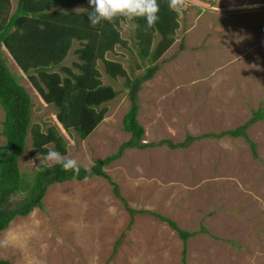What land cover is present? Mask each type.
Wrapping results in <instances>:
<instances>
[{"label":"rangeland","instance_id":"obj_1","mask_svg":"<svg viewBox=\"0 0 264 264\" xmlns=\"http://www.w3.org/2000/svg\"><path fill=\"white\" fill-rule=\"evenodd\" d=\"M16 2L11 0L12 12ZM178 25L175 42L138 94L141 143L152 147H125L103 168L124 202L100 177L52 185L42 209L15 218L0 233V260L182 264L185 247V264H264V121L248 124L255 111L264 110V0H215L211 5L187 0ZM120 34L126 46H116L105 58L121 63L133 79L145 71L133 47L134 28H120ZM76 47L63 66L72 67ZM3 53L9 71L31 97L32 125L43 132L54 127L65 141V156L89 169L129 141L122 125L130 106L124 80L109 79L100 62L103 84L121 94L81 141L61 128L56 110L42 102L27 76ZM3 113L0 106V145L5 142ZM244 125L256 157L245 138L223 134ZM27 141L19 168L32 183L43 164L29 156V137ZM48 149L54 150L52 145ZM26 195H13L6 205L17 207ZM159 217L193 234L185 246Z\"/></svg>","mask_w":264,"mask_h":264},{"label":"trees","instance_id":"obj_2","mask_svg":"<svg viewBox=\"0 0 264 264\" xmlns=\"http://www.w3.org/2000/svg\"><path fill=\"white\" fill-rule=\"evenodd\" d=\"M197 1L211 5L215 0ZM158 4V20L151 29L145 31L144 19L132 22L139 25L134 28L133 47L145 71L131 79L121 63L105 58L116 46H126L118 21H104L92 27L88 21V13L93 10L89 0H17L13 12L11 0H0V106L4 111L1 134L5 140L0 145V233L15 218L26 217L35 208L42 209L46 190L55 184L100 177L112 186L114 196L124 202L118 185L111 181L103 168L114 162L125 147H152L141 143L144 129L137 119L138 94L142 85L153 79L159 69L157 62L175 42L180 14L169 9L168 0H158ZM75 43L77 47L73 54L76 60L72 67L63 66ZM3 50L27 76L42 102L56 110L55 119L61 128L69 137L73 132L81 141L86 140L104 120L108 113L106 105L121 94L113 86L103 84L102 72L98 69L100 62L109 79L124 80L130 106L122 125L123 131L130 135L129 141L119 148L117 154L95 161L89 169L80 165L78 174L74 170L64 171L59 163L50 167L43 164L35 171L32 183L27 182L22 177L19 158L27 148L28 137L30 157L46 154L49 149L43 147L45 144L52 145L55 151L65 156L66 144L54 127L43 132L39 125H32L31 97L6 66ZM258 121H264V110L255 111L248 124ZM245 129L246 125L239 126L223 134L245 138L255 156L256 146L247 139ZM169 146L173 147L170 143ZM18 193L27 195L20 205L9 208L7 201ZM128 212L133 213V210L128 208ZM159 218L168 223L185 246L193 234L181 230L172 220ZM183 249L182 264H185L186 250ZM0 264L8 262L0 260Z\"/></svg>","mask_w":264,"mask_h":264},{"label":"clouds","instance_id":"obj_3","mask_svg":"<svg viewBox=\"0 0 264 264\" xmlns=\"http://www.w3.org/2000/svg\"><path fill=\"white\" fill-rule=\"evenodd\" d=\"M89 3L93 9L88 13V21L92 27H96L104 21L109 23L118 21L121 29L135 28L139 25L131 22L144 19L146 21L145 31H147L157 22L160 11L158 0H89ZM186 6L187 0H168L169 9L178 14ZM43 147L48 149L49 145L45 144ZM37 158L41 160L42 164L47 163L49 167L59 163L66 172L74 170L78 174L80 171V165L76 159L62 156L55 150L49 149L46 154H38Z\"/></svg>","mask_w":264,"mask_h":264},{"label":"crops","instance_id":"obj_4","mask_svg":"<svg viewBox=\"0 0 264 264\" xmlns=\"http://www.w3.org/2000/svg\"><path fill=\"white\" fill-rule=\"evenodd\" d=\"M195 1H197V0H195ZM198 2V1H197ZM198 3H200V4H203L204 5V3H202V2H198ZM206 5H208V4H206Z\"/></svg>","mask_w":264,"mask_h":264}]
</instances>
